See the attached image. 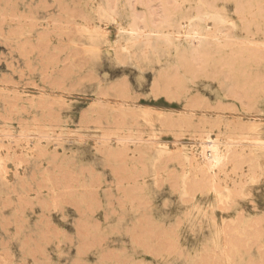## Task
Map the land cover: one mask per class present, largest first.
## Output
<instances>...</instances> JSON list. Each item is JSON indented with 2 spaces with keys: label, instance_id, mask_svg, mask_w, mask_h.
<instances>
[{
  "label": "rangeland",
  "instance_id": "rangeland-1",
  "mask_svg": "<svg viewBox=\"0 0 264 264\" xmlns=\"http://www.w3.org/2000/svg\"><path fill=\"white\" fill-rule=\"evenodd\" d=\"M0 146V264H264V0H0Z\"/></svg>",
  "mask_w": 264,
  "mask_h": 264
},
{
  "label": "bare ground",
  "instance_id": "bare-ground-1",
  "mask_svg": "<svg viewBox=\"0 0 264 264\" xmlns=\"http://www.w3.org/2000/svg\"><path fill=\"white\" fill-rule=\"evenodd\" d=\"M198 31V30H197ZM150 33V32H149ZM194 33V32H193ZM158 34V33H157ZM159 35V34H158ZM195 35H197V34H195ZM201 35V34H200ZM199 35V36H200ZM203 35V34H202ZM208 34H206V36H205V34L203 35L204 37H208L207 36ZM197 38V37H196ZM205 38V39H206ZM186 39H187V41H188V44H187V47H190V46H192L193 47V45H197L196 44V42H198L199 43V41H201V40H199V41H196L197 39H195V41H194V38L193 37H186ZM201 44V43H200ZM200 46V45H199ZM183 49H184V47H183ZM197 49V48H196ZM184 52H185V50H184ZM186 57H187V55H186ZM193 57V56H192ZM217 124V123H216ZM215 125V124H214ZM213 125V126H214ZM221 125V124H220ZM219 125V126H220ZM222 127V126H221ZM213 128V127H212ZM213 130V129H212ZM211 130V131H212ZM216 129L214 128V130L213 131H215ZM212 131V132H213ZM215 133L217 134L216 135V141H214L210 146H206V145H199V144H201V143H198V147L197 148H195V149H193V153H192V155L194 154V157L196 158V160L193 162L194 163V165H195V170H197L198 172H200L201 174H202V176H204V177H206V178H211V179H213L212 181H214V179L217 177V178H220V177H225V175H226V173H227V171H230V170H228V168H226L227 167V165H230L228 162H227V159H228V157H227V151H229V150H227L226 148H225V146L226 145H230V143L227 141L228 140V138L227 139H224V138H221L220 137V133H222V132H220L219 133V130L218 131H215ZM40 143V142H39ZM42 143V142H41ZM206 148H208V152H210L211 154L209 155V157L208 158H206L207 159V162L205 163H201L197 158H198V156H199V153L202 151H204ZM2 149H3V147H2ZM33 149V148H32ZM0 150H1V146H0ZM4 150V149H3ZM206 152V151H205ZM208 152H206L205 154H207ZM1 153V152H0ZM204 153V152H203ZM4 155V154H3ZM230 155V154H229ZM200 156H201V154H200ZM241 156H242V154H241ZM247 155H245V156H243V157H246ZM2 158H4L5 159V157H3L2 156ZM1 158V159H2ZM200 158V157H199ZM191 159V158H190ZM3 160V159H2ZM194 160V159H193ZM192 163V162H191ZM3 165H5L4 164V162H3ZM191 165V164H190ZM5 167V166H4ZM4 167H3V169H4ZM10 168V167H9ZM21 168V167H20ZM2 169V168H1ZM229 169H231V168H229ZM13 170V169H12ZM19 170V169H18ZM194 170V169H193ZM234 171H236V170H231V172L230 173H232V172H234ZM3 172H5V171H3ZM21 172V171H20ZM201 174H200V176H201ZM234 174V173H233ZM228 176H230V175H228ZM228 176H226V179H228ZM203 177V178H204ZM223 177V178H224ZM222 179V178H221ZM230 179V178H229ZM234 179V178H233ZM232 179V180H233ZM236 179V178H235ZM234 179V180H235ZM206 180V179H205ZM224 180V179H223ZM233 180V181H234ZM208 181V180H207ZM218 181V180H217ZM222 181V180H221ZM231 180H229V182H230ZM209 182V181H208ZM215 182V181H214ZM220 182V181H219ZM222 182H225V180L224 181H222ZM213 183V182H212ZM236 183V182H235ZM218 185H219V183H218ZM229 188H231V187H229ZM234 188V187H233ZM225 189H226V185H225ZM227 190H228V188H227ZM230 190V189H229Z\"/></svg>",
  "mask_w": 264,
  "mask_h": 264
}]
</instances>
